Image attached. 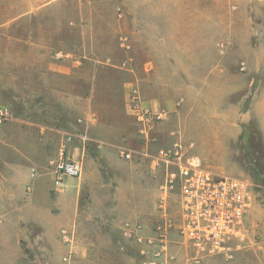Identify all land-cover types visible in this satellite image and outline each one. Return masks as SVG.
Returning a JSON list of instances; mask_svg holds the SVG:
<instances>
[{
    "label": "rangeland",
    "instance_id": "obj_1",
    "mask_svg": "<svg viewBox=\"0 0 264 264\" xmlns=\"http://www.w3.org/2000/svg\"><path fill=\"white\" fill-rule=\"evenodd\" d=\"M34 5L41 9L43 16L37 21L30 20L29 31L26 33L21 24L3 23L10 19L9 2L0 0V75H3L0 78V107H9L13 117H21L27 108L35 109L30 113L35 120H44L50 127L58 122H68L69 127L72 123L78 124L73 132H82L84 127L79 125L93 121L92 118H86L83 111L86 102L84 94L88 95L93 90L94 97L98 98L96 105L101 106L105 113L115 112L111 120L120 123L119 139L123 137L135 145L136 139L132 137L134 132L137 133L134 119L129 114L119 115L121 108H117L121 106L122 92H127L131 83L138 85L132 74L136 71L139 59L149 60L147 46L140 55L134 48L133 34L134 30H138V14L144 13L145 18H148L150 10L153 14H164L167 11L177 20L182 15L203 8L207 12L221 14L219 24L213 29L209 26L205 28L204 36L210 46L205 48L204 54L206 57L221 59L229 73L240 76L245 86L229 100L234 102L245 95L247 98L242 110L250 107L254 96L260 94L263 99L260 109L263 129L254 120H238L241 125H238L239 129L245 137L247 134L252 135L254 149L251 151L244 147L243 134L230 146L224 134L229 129L227 122L211 116L216 108L221 110L225 106L205 103L202 114L192 115L188 123L181 124L178 119L170 121L169 135L173 140L175 134L180 132L187 141H193V152L217 173L247 176L254 180L251 158L264 167V0H35ZM153 28L156 30L155 25ZM147 30L143 31L146 41L151 34L158 41H167L172 56L187 55L186 48L176 45L187 41L189 33L175 29L151 33ZM24 35H32V38L38 36L42 40L40 42L45 46L46 60L51 56L62 58L67 54L80 59L87 55L93 59V64L98 60L97 64L88 66L86 72V75H90L92 71L97 76L93 74V80L89 82L83 79V70H78L76 80H68L61 75L55 83L59 85L62 94H76L72 95L73 100L66 102L61 95V104H58V96L52 95L49 90L53 84L51 80H45L44 83L40 79H11L9 72H12V68L19 70L21 67L19 61L22 47L19 39ZM122 37L129 47L122 45ZM124 51L126 55L122 53ZM108 56L112 57L110 63L118 66L124 60L128 61L126 69L123 68L130 74L126 79L114 65L110 66L113 70L110 75L98 67L105 65L103 61H108ZM242 61L247 63L246 70H241ZM68 87L70 89H64ZM21 132L15 120L0 123V153L6 152V143L22 142V152L33 157L42 155L36 176L30 178L28 183L34 188L46 183L52 187L45 191L49 197L45 203L48 205L44 212L45 223L39 224L20 217H0V264H106L108 259L116 264H141L136 244L123 236L120 227L122 222L140 217L134 212L137 210L136 201H140V197L133 192L135 186L143 189V196L151 193L154 195L156 192L155 206L150 213L156 219L161 176L139 175L136 173V163L123 160L113 148L103 153L94 144L91 150L98 152L96 159L91 160L87 152L85 156H79L84 161V171L80 178L74 180L76 185L79 184L74 193L78 202L77 206L68 211L57 199L59 190L53 182L54 166L51 164L57 159L64 135L59 136L58 146L44 145L41 149L42 146L36 144L35 138L29 139ZM255 183L259 191L257 201L248 215L250 232L240 248L235 250L234 258L230 259L224 254H210L204 256L200 263H195L192 247L174 234L170 244L169 264H264V184ZM16 206V203H11L8 206L9 212L16 210ZM74 222L82 251L70 262H65L63 256L67 247L60 237V230ZM91 238L95 245L93 257H90L88 249ZM109 248L110 254L107 251ZM122 255L126 259H122Z\"/></svg>",
    "mask_w": 264,
    "mask_h": 264
},
{
    "label": "crops",
    "instance_id": "obj_2",
    "mask_svg": "<svg viewBox=\"0 0 264 264\" xmlns=\"http://www.w3.org/2000/svg\"><path fill=\"white\" fill-rule=\"evenodd\" d=\"M34 1L35 0H8L10 19L3 23L8 25L14 23L21 24V28L25 27L24 31L27 33L29 31L28 22L30 20L37 21L43 16L41 9L35 7ZM141 15H144V17H141ZM220 15V13L207 12L203 8H198L184 16L182 15L181 18L177 20L174 19V15L167 11L164 14H153V11L150 10L147 14L148 18H145L146 14L139 13L138 30H134L133 34L134 48L140 55V52H145V47L147 46L149 60L147 62V60L140 58L136 71L133 72L132 76L134 81L140 86L142 94L147 102L154 106L166 107L170 110L169 122L178 119L181 124L183 122L188 123L192 115L196 114L199 116L202 114V110L205 109L203 107L205 103L213 104L215 106H218L219 104L225 106V108L221 110L216 108L217 110L215 109L211 116L215 119L227 122L229 129L228 132L224 134L227 142L231 146L232 142L236 141L242 134V131L239 129V126L241 125L238 120H241L242 122L254 120L263 129V119L260 114L263 99H261L260 94H256L250 107L246 110H242L244 100L247 98L245 95L234 102L229 100L233 94L240 92L245 86L241 83L239 79L240 76L229 73L226 67H224V61L221 59L209 56L206 57L204 54L206 52L205 48L210 46L209 40H206L204 36L205 28L206 26H209L213 29L215 25L219 24L221 22ZM174 23H176L175 27ZM154 25L156 26V30L153 28ZM173 29L189 33L186 36L187 41H181L176 45L177 47H184L188 50L186 56L174 57L172 56V52L168 50L169 46H167L166 40L158 41L150 34L146 41V37L143 35V31L146 30L149 32L160 30V32H162L169 30L172 31ZM32 37V35L27 37L24 35V37L22 36L19 39L22 47L21 58L19 61L21 67L19 70H16V68L13 67L12 72H9L10 78H20L26 81L40 79L43 80L44 83L45 80H51L53 84H51L49 90L52 91V95L58 96V104H61V95L64 96L63 100L65 102L73 100L71 97L76 94L74 92L62 94L61 89L59 85L55 83V80L58 82L61 75L67 77L68 80H76V73L78 70H83V79L85 81L90 80L89 82H91L95 74L91 71L90 75H86V72L87 69H89L88 66L92 67V65L97 64L98 60H95V63L93 64V59L87 55H84V58L81 57L80 59L71 54H67L62 58H59L61 56H51L50 59L46 60L45 46L40 42L42 40L39 39L38 36L37 38ZM194 48L195 50H193ZM159 51L161 54H158ZM122 53L126 55L125 51ZM107 59L108 61H103L105 65L98 67L107 71L108 75L112 74L110 73V71H113L110 67L112 65L120 69L118 72L124 79H126V76L130 75L124 70L126 69V66L122 65L125 60L118 66L112 64L113 62L110 63V60H112L111 56H108ZM96 76L97 74L95 77ZM2 77L3 75H0V78ZM64 89H70V87ZM66 95L69 97L65 98ZM84 95L86 96V102L83 111L86 118H92L93 121H86V124L83 126L79 125V127H84L82 132H74L77 137L70 145L74 158L79 159L80 155L85 156L87 152L89 153L91 160L96 159L99 154L97 151L91 149L94 144L98 145V143L101 145L100 149L103 150V153L109 152L111 148H113L119 155V147L121 145L131 147L142 151L143 153L147 148L150 153L155 154L161 146L170 144L172 139L169 135V122L160 124L155 128L153 132L154 140L148 145H145L139 134L135 132L132 134V137L136 139L135 145L130 144V141L127 142V138V140H124L123 137L119 139V132L121 130L120 123L118 120H116V122H112L111 120L115 112L105 113V110H101V106L96 105V100L98 98L94 97L93 90L88 95ZM125 95L126 91H123L120 101L121 106L117 108H121L119 114L121 116L129 114L126 105L124 104L125 108H123L122 105L125 103ZM65 102H63L64 105L66 104ZM61 109L65 110L64 107H61ZM34 111L35 109L29 110V108H27L25 114L21 117L15 118L12 116L7 120H15L20 126L21 133L29 139L35 138L36 144L42 146L41 149L44 145H50L53 147L58 146L60 140L59 136L61 134L65 135L72 133L74 131L73 128L75 129L78 127V124L74 125L73 123L71 127H69L68 122L64 124L58 122L50 127L44 123V120H35L30 116V113ZM79 121L81 122L82 119H79ZM68 129L70 130L68 131ZM83 133L87 134L90 138L88 141L81 138L80 135ZM6 144L7 145H4L6 146L4 147L6 152L0 153V217L2 216L3 218L10 219L20 217L21 219L26 218L36 223L43 224L46 222L44 218L45 207L48 206L45 203L49 201V197L45 194V191L52 186L46 183L34 188L28 183L30 178L36 176V169H38L40 166L39 163H41L39 158H41L42 155H36L33 157L27 152H22L24 149L22 147V142H20V144L13 142ZM103 155L108 156L105 154ZM122 159L125 160L124 158ZM53 162L54 161H52L51 164H53ZM82 162L84 164L83 160ZM132 162L137 164L136 170L138 172L136 171V173L139 175H148V177H151L155 174L161 176L160 172L153 168L149 157H142L140 161ZM80 177L69 178L66 187L57 191V199L61 204H64L67 207L68 211L70 208L73 209V207L77 206L78 201L76 200L74 193L76 186L78 187L79 184L76 185L74 180ZM68 187L69 190L67 189ZM133 192L136 193L135 196L138 195V197H140V201H136L137 210L134 211L140 217L131 221H141L145 223L148 230H151L152 225H154L157 220V217L154 220V217L150 215L155 206L154 196H156V192H154V195L151 193L147 196H143V189L136 186L133 187ZM11 203H16L18 210L16 209L9 212L8 206ZM4 213L7 214L4 215ZM125 222L126 221L122 222L120 227L121 231ZM73 225H76V223L74 222L68 226ZM94 248L95 245H93V238H91L88 245L90 257L94 256ZM81 249L82 247L79 245L77 256L81 253ZM107 251L109 253L110 248L107 249ZM105 254H107L106 251ZM122 259H126L124 255H122ZM106 264H116V262L111 263L110 259H108L106 260Z\"/></svg>",
    "mask_w": 264,
    "mask_h": 264
},
{
    "label": "built area",
    "instance_id": "obj_3",
    "mask_svg": "<svg viewBox=\"0 0 264 264\" xmlns=\"http://www.w3.org/2000/svg\"><path fill=\"white\" fill-rule=\"evenodd\" d=\"M121 41L129 47L123 37ZM127 64L128 61L123 63ZM246 68V61H242L241 70ZM125 104L145 145L154 140L155 128L170 120V110L147 102L139 85L130 84ZM12 116L9 107H0V123ZM175 135L169 145L160 147L155 154L147 148L143 153L125 145L119 147L121 157L127 161L138 162L149 157L153 168L161 174L158 215L151 230L141 221H126L122 234L136 244L141 264H169L174 234L192 247L195 263L210 254H224L232 259L250 232L248 215L257 201L258 185L251 177L215 172L193 152V141H187L180 132ZM80 136L90 139L85 133ZM76 137L74 132L64 135L59 156L53 163L57 190L65 188L69 178L83 173L82 160L74 158L70 149ZM97 146L101 147L99 143ZM76 231V225L60 230L67 247L65 262H70L79 252Z\"/></svg>",
    "mask_w": 264,
    "mask_h": 264
},
{
    "label": "trees",
    "instance_id": "obj_4",
    "mask_svg": "<svg viewBox=\"0 0 264 264\" xmlns=\"http://www.w3.org/2000/svg\"><path fill=\"white\" fill-rule=\"evenodd\" d=\"M242 136L244 147L252 151V149H254L252 135L247 134V136L245 137V134H243ZM250 166L254 171L253 178L255 182L264 184V167L262 166V164L251 158Z\"/></svg>",
    "mask_w": 264,
    "mask_h": 264
}]
</instances>
